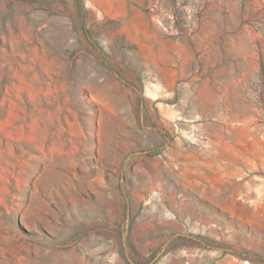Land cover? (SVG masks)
I'll list each match as a JSON object with an SVG mask.
<instances>
[{"label": "rangeland", "instance_id": "374dc122", "mask_svg": "<svg viewBox=\"0 0 264 264\" xmlns=\"http://www.w3.org/2000/svg\"><path fill=\"white\" fill-rule=\"evenodd\" d=\"M0 264H264V0H0Z\"/></svg>", "mask_w": 264, "mask_h": 264}, {"label": "trees", "instance_id": "16d2710c", "mask_svg": "<svg viewBox=\"0 0 264 264\" xmlns=\"http://www.w3.org/2000/svg\"><path fill=\"white\" fill-rule=\"evenodd\" d=\"M79 1V3H82V0H78Z\"/></svg>", "mask_w": 264, "mask_h": 264}]
</instances>
